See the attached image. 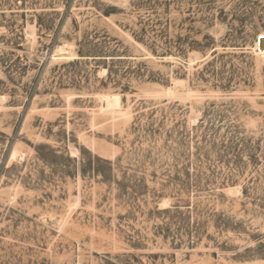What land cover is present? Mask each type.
Wrapping results in <instances>:
<instances>
[{
  "label": "rangeland",
  "instance_id": "rangeland-1",
  "mask_svg": "<svg viewBox=\"0 0 264 264\" xmlns=\"http://www.w3.org/2000/svg\"><path fill=\"white\" fill-rule=\"evenodd\" d=\"M0 264H264V0H0Z\"/></svg>",
  "mask_w": 264,
  "mask_h": 264
},
{
  "label": "water",
  "instance_id": "water-1",
  "mask_svg": "<svg viewBox=\"0 0 264 264\" xmlns=\"http://www.w3.org/2000/svg\"><path fill=\"white\" fill-rule=\"evenodd\" d=\"M261 38H262V37H259V39H258V43L260 42ZM260 50H261V48H260Z\"/></svg>",
  "mask_w": 264,
  "mask_h": 264
},
{
  "label": "bare ground",
  "instance_id": "bare-ground-1",
  "mask_svg": "<svg viewBox=\"0 0 264 264\" xmlns=\"http://www.w3.org/2000/svg\"><path fill=\"white\" fill-rule=\"evenodd\" d=\"M61 51H63V49H62V48H60V49H59V52H61Z\"/></svg>",
  "mask_w": 264,
  "mask_h": 264
}]
</instances>
